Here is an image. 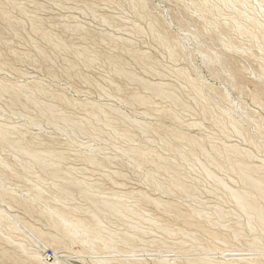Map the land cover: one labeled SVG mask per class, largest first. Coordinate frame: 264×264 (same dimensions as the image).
<instances>
[{
    "label": "rangeland",
    "instance_id": "374dc122",
    "mask_svg": "<svg viewBox=\"0 0 264 264\" xmlns=\"http://www.w3.org/2000/svg\"><path fill=\"white\" fill-rule=\"evenodd\" d=\"M263 69L264 0H0V264H264Z\"/></svg>",
    "mask_w": 264,
    "mask_h": 264
},
{
    "label": "bare ground",
    "instance_id": "6f19581e",
    "mask_svg": "<svg viewBox=\"0 0 264 264\" xmlns=\"http://www.w3.org/2000/svg\"><path fill=\"white\" fill-rule=\"evenodd\" d=\"M224 4H229L230 3H236L238 2L239 0H221ZM242 3V2H241ZM226 6V5H225ZM251 16V15H250ZM246 19V18H245ZM250 19V18H249ZM241 29L242 31L245 30L243 28V26H241ZM247 31V30H245ZM251 31V30H250ZM248 32V31H247ZM259 34V33H258ZM260 35V34H259ZM258 44V43H257ZM206 57V56H205ZM148 66V65H147ZM148 68V67H147ZM118 69V72L120 73H123L125 75H127L128 77H131L130 74H127L125 71L121 70L119 67L117 68ZM264 70V69H263ZM154 73V72H153ZM133 79V78H132ZM144 83V82H143ZM171 86V85H169ZM145 87H148L151 91H153L155 94H157L159 97H164V98H169L172 100V102H174L175 104H178L179 103V100L176 96H174V94L172 92H170L169 90L165 89V88H160V87H153V86H148L147 83H146V86ZM147 88V89H148ZM195 90V89H194ZM56 104V103H55ZM59 109V108H58ZM53 109H41L40 111L47 114L50 118V119H53L55 114H53V112H51ZM54 111V110H53ZM55 112V111H54ZM111 114V113H110ZM204 115V114H203ZM224 115V114H223ZM103 117V116H102ZM228 117V116H227ZM61 118V117H59ZM47 120V119H46ZM70 124V123H69ZM77 125H79V123H77ZM77 125H70V128L73 130V131H79V132H82V131H85L84 127L82 126H77ZM230 126V125H229ZM233 128V127H232ZM225 129V128H224ZM227 131V130H226ZM86 133V132H85ZM236 133V132H235ZM89 135V134H88ZM5 139V132L2 131L0 129V140L4 141ZM163 139V138H162ZM194 141V139H193ZM8 143V142H7ZM164 143V142H163ZM252 143V142H251ZM165 145V144H164ZM174 145V144H173ZM11 146L13 147V149H15V151L17 150L18 152H21L22 154L25 153V154H29V152L26 150V146L23 147L21 146L20 144H17V143H14V144H11ZM167 147V146H165ZM151 148V147H150ZM174 148V147H173ZM171 149V148H170ZM175 149V148H174ZM173 149V150H174ZM178 149V148H177ZM176 150V149H175ZM131 151V150H130ZM180 151V150H179ZM129 152V151H127ZM125 152V153H127ZM177 152V151H176ZM131 153V152H130ZM152 153V152H151ZM190 153V152H189ZM205 153V151H204ZM181 154V153H180ZM58 155V154H57ZM178 155V153H177ZM47 156V155H46ZM194 156V155H193ZM181 157V156H180ZM193 158V157H192ZM43 161H44V158H42ZM61 159V158H60ZM187 159V158H186ZM196 159V158H195ZM38 160V159H36ZM41 160V159H40ZM46 160V159H45ZM89 160V159H88ZM235 160V159H234ZM25 161V160H24ZM40 162V161H36V165H39L40 167L44 168L48 165H50L48 163H44V162ZM197 161V160H196ZM233 161V160H232ZM185 162V161H184ZM215 163V162H214ZM235 163V162H234ZM210 164V163H209ZM248 164V163H246ZM28 165V164H27ZM171 167V166H170ZM200 167V166H199ZM246 166L243 164V163H235L234 165H232V169L233 171H235L241 178V180L246 184V186L249 188V191H243V192H237V191H230V196H231V199H233L235 201V203L239 206V208L241 210H243L244 212H249V215L251 216H254L256 218V221H258V224L264 228V207H262L259 202H262L264 203V180L259 178V177H256L252 170L248 169V168H245ZM54 172L52 174H57L56 172L59 171V170H53ZM204 171V170H203ZM47 172V171H46ZM44 174V173H43ZM65 174V173H63ZM68 175V174H67ZM61 177V176H60ZM219 179V178H218ZM160 182V181H159ZM151 183V182H150ZM158 183V182H157ZM222 183V182H220ZM224 184V183H223ZM176 186L177 188H179L180 190L184 189V186L179 183L178 181H176ZM72 187L73 184H72ZM87 187V186H86ZM56 188V187H55ZM64 188V187H63ZM59 189V188H58ZM231 189V188H230ZM84 190V189H83ZM166 190H169V188L166 187ZM187 190V189H186ZM232 190V189H231ZM84 192V191H83ZM66 193V192H65ZM89 193V192H88ZM87 194V193H86ZM54 195V194H53ZM67 196H70V195H67ZM78 196V195H77ZM55 198V197H54ZM74 198V197H73ZM82 198V197H81ZM56 200V199H55ZM62 200V199H61ZM155 201V200H154ZM1 202V201H0ZM100 202V201H99ZM94 202V204H96L98 207H101L103 209H106L108 212L112 213V215L114 214H123L125 212V210L127 209H124L125 207L122 205V204H118V201H110L108 200V202ZM90 203V202H89ZM170 203H172L170 201ZM159 205V204H158ZM93 206V205H92ZM155 206V205H154ZM159 207V206H158ZM80 208V207H79ZM78 208V209H79ZM83 208V207H82ZM170 208V207H169ZM87 209V208H86ZM132 209V208H131ZM51 210V209H49ZM99 210V209H97ZM63 211V210H62ZM180 211V210H179ZM198 211V210H197ZM49 212V211H48ZM60 211H58L57 213H59ZM100 212H102L100 210ZM3 213V212H1ZM0 213V223L1 221L4 220V216ZM62 213V212H61ZM60 213V214H61ZM103 213V212H102ZM106 213V212H105ZM127 213V212H126ZM179 213V212H178ZM60 214H57L56 217H59L61 220L63 219L62 216ZM168 214V213H166ZM126 215V214H125ZM137 215V214H136ZM223 215V214H222ZM102 216V215H101ZM118 216V217H119ZM176 216V215H175ZM16 217V216H15ZM14 217V218H15ZM68 217H71V216H68ZM124 217V216H123ZM185 217V216H184ZM199 217H202V216H199ZM10 218V217H9ZM104 218V217H103ZM190 218V217H189ZM251 218V217H250ZM69 219V218H68ZM126 219V218H125ZM15 221V219H13ZM64 220V219H63ZM65 221V220H64ZM130 221V220H129ZM252 221V220H251ZM68 222L66 221V224ZM73 223V224H71ZM69 224H65L66 227H69V226H72L69 227L71 228L70 231H73L72 234L70 235V233H68L69 237H71L69 240L71 241V239L73 238L72 236H75L77 234H84L86 237L89 236V232L86 230L85 226H82V224L80 222H77V223H74V222H71ZM164 223V222H163ZM249 223V222H247ZM60 224V223H59ZM62 224V223H61ZM127 224V223H125ZM16 225V224H15ZM11 227V226H10ZM13 227V226H12ZM16 227V226H14ZM62 228V227H61ZM131 228V227H130ZM133 228V227H132ZM201 228V227H200ZM254 228V227H253ZM13 229V228H12ZM29 230V229H28ZM67 230V229H66ZM104 230V229H103ZM135 230V229H134ZM161 230V229H160ZM204 230V229H203ZM260 230V229H259ZM69 231V230H68ZM141 231V230H140ZM206 231V230H205ZM20 232V231H19ZM162 232V231H161ZM257 232V231H256ZM264 232V231H263ZM95 234L93 235L92 238H99L100 236H95V235H98V232H94ZM173 233V232H172ZM243 233V232H242ZM63 234V233H62ZM120 234V233H119ZM83 236V235H82ZM63 237H66V236H63ZM67 237V238H69ZM84 237V236H83ZM264 237V236H263ZM60 238V237H59ZM90 238V237H88ZM234 238V237H233ZM74 239V238H73ZM83 239V238H82ZM85 240V239H84ZM86 240H88L86 238ZM92 240V239H90ZM256 240V239H255ZM52 240H50L51 242ZM208 241V240H207ZM47 242V241H46ZM49 242V241H48ZM90 242V241H89ZM222 242V241H221ZM52 243V242H51ZM58 243H62V241H58ZM223 244V243H222ZM55 245V244H54ZM90 245V244H89ZM253 245V244H252ZM251 246V245H250ZM21 247V246H20ZM60 248V247H59ZM30 250V249H29ZM58 250V249H57ZM22 251V250H21ZM4 252V251H3ZM23 252V251H22ZM109 252V251H108ZM80 253V252H79ZM4 256V255H3ZM19 257V256H18ZM31 257V256H30ZM39 257V256H37ZM102 257V256H101ZM161 257V256H160ZM201 257V256H199ZM198 257V258H199ZM40 258V257H39ZM209 258V257H208ZM16 259V258H14ZM101 259V258H100ZM160 258H158L159 260ZM164 259V258H163ZM188 259V258H186ZM191 259V258H190ZM194 259V258H193ZM203 259V258H202ZM54 263H51V264H55L57 263V258L54 259ZM176 260V258L174 257H171V256H167L166 257V260H162V264H172L170 262H174ZM189 260V259H188ZM140 261V259H139ZM208 261V260H207ZM250 261H253L251 258H246V256L242 255L240 252L237 253V252H234V251H229V252H226L224 255H222V261L219 263V264H246V263H250ZM95 263L97 264H102V262H99V261H95ZM188 263V262H186ZM194 263V262H193ZM59 264V262H58ZM156 264V262H155ZM196 264V263H195ZM210 264V263H208ZM213 264V263H211Z\"/></svg>",
    "mask_w": 264,
    "mask_h": 264
},
{
    "label": "built area",
    "instance_id": "2783aa9c",
    "mask_svg": "<svg viewBox=\"0 0 264 264\" xmlns=\"http://www.w3.org/2000/svg\"><path fill=\"white\" fill-rule=\"evenodd\" d=\"M52 255V254H51ZM48 257H50V256H48Z\"/></svg>",
    "mask_w": 264,
    "mask_h": 264
}]
</instances>
